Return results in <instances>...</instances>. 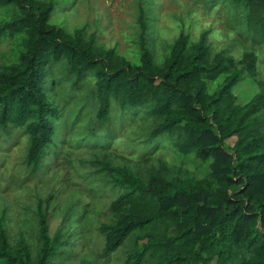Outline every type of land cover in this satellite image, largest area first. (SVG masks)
Returning <instances> with one entry per match:
<instances>
[{
	"label": "trees",
	"instance_id": "16d2710c",
	"mask_svg": "<svg viewBox=\"0 0 264 264\" xmlns=\"http://www.w3.org/2000/svg\"><path fill=\"white\" fill-rule=\"evenodd\" d=\"M201 1L208 11L225 9L227 29L249 42L240 57L214 50L207 31L197 41L185 33L160 39L153 0V8L139 2L128 56L55 23L65 0H0V51L8 46L0 163L19 135L28 139L30 177L48 168L51 152L83 151L72 169L109 198L110 215L97 226L101 257L127 248L122 264H264V0ZM245 81L258 92L240 103ZM73 130L81 133L74 144ZM52 199L35 204V247L25 238L13 244L0 213V264H64L71 218L87 206H68L52 235Z\"/></svg>",
	"mask_w": 264,
	"mask_h": 264
},
{
	"label": "rangeland",
	"instance_id": "374dc122",
	"mask_svg": "<svg viewBox=\"0 0 264 264\" xmlns=\"http://www.w3.org/2000/svg\"><path fill=\"white\" fill-rule=\"evenodd\" d=\"M67 6L56 9L54 22L73 33L83 28L88 35L95 34L100 45L106 48H117L123 55L128 56L136 46L133 43L135 32L138 33L137 21L140 0H65ZM158 17L155 26L158 37L162 40L173 41L181 33L189 34L193 41H197L202 32H209V42L214 50L227 49L232 56L240 57L249 47V42L241 41L239 35L229 31L225 25L227 12L208 11L201 0H153ZM145 7L153 8L142 0ZM160 43L156 48L160 49ZM234 46L233 48L231 46ZM8 50L5 45L0 51V65L2 53ZM262 65L264 62L262 61ZM261 68V66H260ZM262 69V68H261ZM263 70V69H262ZM256 85L245 81L237 90L240 103H247L257 93ZM71 113L70 121L76 116L78 107ZM84 120L81 125H85ZM118 142L120 149L126 147L128 133H122ZM81 138L79 130H73L68 140L74 144ZM236 142L232 138L228 143L233 146ZM28 139L19 135L8 156L0 163V213L7 212L9 218V234L13 244L20 239L27 240L31 246L37 243L35 218L33 211L35 204L51 195L52 205L49 210L50 233L55 234L59 228L68 206L79 202V209L87 206L86 214L71 218V232L73 233V249L71 255L65 258L64 264H122L126 257L127 248H122L108 258L100 256L103 248L102 238L97 231L101 222L107 221L110 215L107 195L97 193L98 185L92 179L75 173L72 167L76 158H81L83 151L73 152V157L62 156L57 159L51 152L48 168L30 177L23 166ZM118 149L117 154L121 153ZM130 150V149H129ZM68 151L67 154H70ZM130 153V151H129ZM137 156L138 153H134ZM189 168V166H186ZM84 165L77 168L78 172ZM82 175L89 177V169L82 171ZM130 244V243H128Z\"/></svg>",
	"mask_w": 264,
	"mask_h": 264
}]
</instances>
